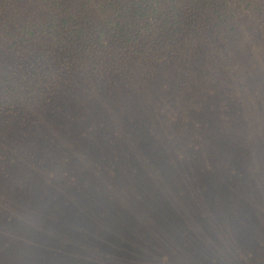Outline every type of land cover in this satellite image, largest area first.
Segmentation results:
<instances>
[{
	"label": "rangeland",
	"instance_id": "obj_1",
	"mask_svg": "<svg viewBox=\"0 0 264 264\" xmlns=\"http://www.w3.org/2000/svg\"><path fill=\"white\" fill-rule=\"evenodd\" d=\"M150 97L124 105L119 124L90 103L87 123L106 122L101 136L70 137L69 162L10 172L0 264H264V121L168 111ZM68 104L56 112L68 115ZM113 124L146 136L109 140Z\"/></svg>",
	"mask_w": 264,
	"mask_h": 264
},
{
	"label": "trees",
	"instance_id": "obj_2",
	"mask_svg": "<svg viewBox=\"0 0 264 264\" xmlns=\"http://www.w3.org/2000/svg\"><path fill=\"white\" fill-rule=\"evenodd\" d=\"M150 93L168 111L264 121V0H0V213L12 170L69 162L70 137L101 136L90 103L119 124L124 105ZM128 128L104 137L146 136Z\"/></svg>",
	"mask_w": 264,
	"mask_h": 264
}]
</instances>
